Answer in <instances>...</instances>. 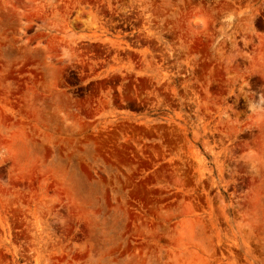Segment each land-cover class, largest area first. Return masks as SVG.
I'll list each match as a JSON object with an SVG mask.
<instances>
[{
    "label": "rangeland",
    "instance_id": "374dc122",
    "mask_svg": "<svg viewBox=\"0 0 264 264\" xmlns=\"http://www.w3.org/2000/svg\"><path fill=\"white\" fill-rule=\"evenodd\" d=\"M0 264H264V0H0Z\"/></svg>",
    "mask_w": 264,
    "mask_h": 264
}]
</instances>
